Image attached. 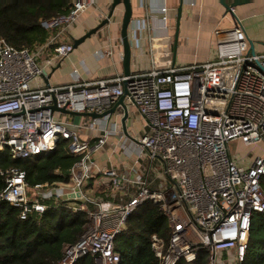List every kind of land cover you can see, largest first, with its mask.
Returning <instances> with one entry per match:
<instances>
[{"label":"built area","instance_id":"built-area-1","mask_svg":"<svg viewBox=\"0 0 264 264\" xmlns=\"http://www.w3.org/2000/svg\"><path fill=\"white\" fill-rule=\"evenodd\" d=\"M99 1L70 0L66 14L42 22L48 39L35 51L0 40V151L8 149L15 159L40 158L65 139L69 153L78 157L65 183L28 188L25 172L0 171L6 181L0 206L21 208L22 219L67 201L74 211L87 213L86 231L66 246L57 264H78L88 255L95 264H120L116 239L128 219L150 202L160 205L170 228L168 242L152 236L161 264L194 262L202 250L208 264H241L252 217L264 213V53L251 52L243 21L236 16L234 27L215 30V60L178 66L168 38L153 34L170 28L169 3L179 0H159V27L152 19L156 0H139L146 15L133 31L139 54L144 33H149V70L42 86L45 68L74 50L58 38ZM231 12L235 15L234 8ZM122 97L149 129L139 138L122 133L112 114L82 123L80 128L91 132L84 138L50 109L56 103L59 110L103 113ZM112 136L118 137L114 150L127 159L123 170L95 161ZM232 142L262 152L235 158ZM117 192L123 194L119 202L103 198L107 193L116 198ZM224 254L228 261H222Z\"/></svg>","mask_w":264,"mask_h":264},{"label":"trees","instance_id":"trees-1","mask_svg":"<svg viewBox=\"0 0 264 264\" xmlns=\"http://www.w3.org/2000/svg\"><path fill=\"white\" fill-rule=\"evenodd\" d=\"M70 0H0V40L18 49L35 51L48 39L42 22L66 14ZM78 157L68 151V141L61 139L54 152L45 157L15 159L8 149L0 151V171L18 169L25 172L28 188L40 184L69 181L70 169ZM264 190V177L262 178ZM6 186L0 174V191ZM21 208L8 203L0 206V264H57L66 246L74 244L89 223L84 211H74L70 203L52 205L44 213L21 217ZM168 242L170 228L157 203L140 207L117 237L115 250L120 264H161L152 248V236ZM78 264H95L94 257H83ZM178 264H208L206 251L196 261ZM241 264H264V213L251 220L246 256Z\"/></svg>","mask_w":264,"mask_h":264},{"label":"crops","instance_id":"crops-1","mask_svg":"<svg viewBox=\"0 0 264 264\" xmlns=\"http://www.w3.org/2000/svg\"><path fill=\"white\" fill-rule=\"evenodd\" d=\"M112 1L100 0L94 8L95 10L91 9L89 10L90 12H86L87 14L84 13L86 14L85 16L83 14L80 20L58 38V43L74 45L76 39L84 36L107 17ZM131 2L133 4V18L129 28V38L132 46L131 74H134L150 69L151 54L149 33L147 31L143 37L144 44L141 50L143 53L139 54L140 50L134 37L133 28L145 19L146 10L140 6L139 0H131ZM224 2L229 6L236 3L234 8L235 15L228 11L218 0H184L177 42V16L180 0L179 2L171 1L169 3L170 28L167 31L160 28L153 35L158 38H168L167 43L173 59L176 53V58L174 59L176 65H201L215 60L217 57L215 30L234 27L237 23L236 16L243 21L250 50L252 46L254 53H264V0H224ZM160 6L161 2L156 0L153 5L155 15L152 19L158 27L161 25V19L156 13ZM96 11L99 12L97 15ZM123 13L124 7L119 6L110 23L87 38L77 48H74L69 58L63 61H56L51 67H46L45 75L39 80L40 84L44 87L67 86L76 82L96 81L124 75V48L121 38ZM104 14H106V17ZM52 55V49L45 54L49 58ZM115 104L111 106L110 110ZM125 104L129 111L126 121L127 130L124 131L122 124V119L125 116L122 106H119L115 113L112 114V119L121 126V131L126 136L139 138L144 133V130L149 131V129L143 127V120L135 112L134 107L129 102H125ZM56 115L60 120L72 124L75 129L81 132L84 138L90 135L91 132L82 130L80 128L82 123L88 122L90 119L104 118L86 116L81 117L77 121L74 115L59 113L58 111H56ZM117 142L118 137L112 136L108 144L95 154L97 165L108 168L114 167L119 170L124 169L127 159L124 155L114 150ZM103 198L119 202L122 200L123 194L122 192H117L116 198H111V194L107 193V195H103Z\"/></svg>","mask_w":264,"mask_h":264},{"label":"water","instance_id":"water-1","mask_svg":"<svg viewBox=\"0 0 264 264\" xmlns=\"http://www.w3.org/2000/svg\"><path fill=\"white\" fill-rule=\"evenodd\" d=\"M224 7L228 9V11H231L233 8H235L236 3L232 5H228L227 3L224 2V0H218ZM183 5H184V0H180L179 3V8H178V16H177V33H176V42L178 39V31L180 29V22L182 18V12H183ZM119 6L124 7V13H123V19H122V27H121V38L123 42V48H124V58H123V64H124V75L129 76L131 74V62H132V46H131V41L129 38V28L132 23V18H133V4L131 0H113L111 9L107 17L95 28L91 29L88 33H86L84 36H82L79 39H76L74 41V48H77L81 43H83L87 38L91 37L93 34L97 33L100 29L108 25L111 21V19L114 17L116 10ZM251 51H253V47L251 46ZM176 58V53L174 54V59ZM48 83V81H46ZM122 106V108L125 111V116L122 119V124L124 131H126V121L128 119V108L124 102V97L120 98L119 101L115 104V106L106 112L103 113H78V112H72V111H67L66 109H61L59 110L56 103L51 106V110L54 113L55 111H60L65 114H70L74 115L76 117V120L79 121L81 117H86L90 116L92 118H102L105 117L108 114H114L116 109Z\"/></svg>","mask_w":264,"mask_h":264},{"label":"rangeland","instance_id":"rangeland-1","mask_svg":"<svg viewBox=\"0 0 264 264\" xmlns=\"http://www.w3.org/2000/svg\"><path fill=\"white\" fill-rule=\"evenodd\" d=\"M93 10H95L94 8H92ZM91 10V9H90ZM89 11V10H88ZM87 11V12H88ZM90 12V11H89ZM97 13H99L98 11H96V15H97ZM87 14V13H86ZM86 14H84V16L86 15ZM106 14H104V16H105ZM83 16V17H84ZM103 16V17H104ZM106 17V16H105ZM104 17V18H105ZM103 18V19H104ZM80 20V19H79ZM101 22V21H100ZM261 148H263L264 149V147L263 146H261ZM230 151H231V154H232V156L233 157H235V158H241V157H243V156H247V155H249L251 152H253V153H261L262 152V150H260L259 148H257V147H253V146H247V145H243L242 143H239V142H232V143H230ZM31 191H33V189L31 190ZM222 261L223 262H225V261H228V257L226 256V254H224L223 255V257H222Z\"/></svg>","mask_w":264,"mask_h":264}]
</instances>
